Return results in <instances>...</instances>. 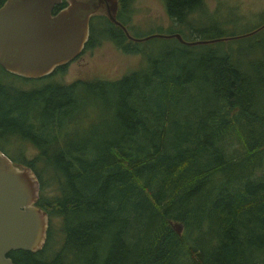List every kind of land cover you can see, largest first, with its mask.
<instances>
[{
    "label": "trees",
    "instance_id": "trees-1",
    "mask_svg": "<svg viewBox=\"0 0 264 264\" xmlns=\"http://www.w3.org/2000/svg\"><path fill=\"white\" fill-rule=\"evenodd\" d=\"M163 1L170 26L183 31L203 5ZM130 3L120 0L119 20ZM98 37L145 55L144 64L117 78L28 88L0 79V149L35 171L37 204L48 218L61 216L41 248L7 255L19 264H65L67 254L66 264H264V26L237 38L245 43L236 52L224 39L199 46L155 36L148 41L167 47L151 53L94 14L85 46ZM97 100L112 125L86 134ZM22 143L36 156L25 157ZM55 240L54 255L40 259Z\"/></svg>",
    "mask_w": 264,
    "mask_h": 264
},
{
    "label": "water",
    "instance_id": "water-1",
    "mask_svg": "<svg viewBox=\"0 0 264 264\" xmlns=\"http://www.w3.org/2000/svg\"><path fill=\"white\" fill-rule=\"evenodd\" d=\"M4 0L0 5V65L12 74L39 78L73 60L84 49L92 15H104L120 26L128 38L143 41L155 36L176 37L185 44L208 43L235 37L184 39L179 32L129 33L118 18L120 0ZM252 30L236 35L251 34ZM39 182L28 165L14 163L0 149V264H19L10 250L36 251L44 245L49 223L45 209L37 204ZM181 232V224L171 221Z\"/></svg>",
    "mask_w": 264,
    "mask_h": 264
},
{
    "label": "rangeland",
    "instance_id": "rangeland-1",
    "mask_svg": "<svg viewBox=\"0 0 264 264\" xmlns=\"http://www.w3.org/2000/svg\"><path fill=\"white\" fill-rule=\"evenodd\" d=\"M203 5L192 12L190 20L195 28L200 30L197 32L195 28L190 25L186 31L185 25L183 31L175 25L170 26L171 18L168 16L163 0H131L129 6V13L120 16V21L123 22L129 33L134 36H143L151 32L172 33L179 32L181 35L190 39L197 35V38H211L215 35H232L224 39L225 42L232 45L237 50L238 45L245 42H239L236 35L242 34L253 29L254 26L264 23V0H202ZM188 16V17H189ZM122 17V18H121ZM127 20L128 24L125 23ZM96 25V21H94ZM194 28V30H193ZM95 29L98 30L97 27ZM225 35V36H223ZM85 46L83 51L73 60L67 62L62 70L55 71L47 77L40 78V80H23L15 77L11 73H6L0 68V79L12 82L15 85L23 87H33L43 84L49 80H58L62 82H71L76 79H92L97 77L117 78L121 75L139 68L144 64L145 55L139 53H129L122 48L117 47L112 41L108 39H99ZM143 40L141 46H152L151 53L157 50H163L167 47L165 41L161 39ZM148 41V42H147ZM203 46L205 44H196ZM191 46V45H189ZM242 51V48H240ZM234 52V51H233ZM253 54V53H251ZM250 54V55H251ZM37 79V78H36ZM104 104L97 100L93 109L89 111L92 121H84L83 126L86 134H91L96 129L101 130L103 126H111L112 122L110 116L102 118ZM108 113L113 112V107L106 109ZM78 129V126H76ZM231 144H236L237 141L231 140ZM20 145V150L25 157L31 159L36 156L35 148L26 143ZM19 151V152H20ZM20 155V154H18ZM15 162V161H14ZM37 167L44 172L45 177L49 176V168H47L43 161L37 162ZM49 185L45 186L44 192L46 196L52 198L55 194L51 184V179L48 177ZM61 216L49 217L50 223L54 227H59L58 222ZM57 240L48 243L43 249L45 252L40 255V259H50L55 251L61 246L62 242ZM70 259V255H66L64 263L66 264Z\"/></svg>",
    "mask_w": 264,
    "mask_h": 264
},
{
    "label": "flooded vegetation",
    "instance_id": "flooded-vegetation-1",
    "mask_svg": "<svg viewBox=\"0 0 264 264\" xmlns=\"http://www.w3.org/2000/svg\"><path fill=\"white\" fill-rule=\"evenodd\" d=\"M119 4H120V1H119ZM77 57V56H76ZM61 66V65H60ZM64 66H65V64H64ZM57 68V67H56ZM56 68L54 69V70H56ZM52 71L53 73L55 72V71ZM52 72L50 73V74H52ZM10 157V156H9ZM11 158V157H10ZM12 159V158H11ZM12 161H13V159H12ZM15 163V162H14Z\"/></svg>",
    "mask_w": 264,
    "mask_h": 264
},
{
    "label": "bare ground",
    "instance_id": "bare-ground-1",
    "mask_svg": "<svg viewBox=\"0 0 264 264\" xmlns=\"http://www.w3.org/2000/svg\"><path fill=\"white\" fill-rule=\"evenodd\" d=\"M181 234V233H180Z\"/></svg>",
    "mask_w": 264,
    "mask_h": 264
}]
</instances>
